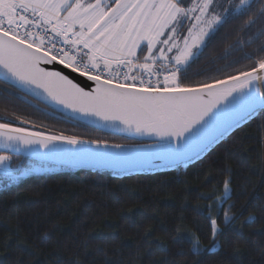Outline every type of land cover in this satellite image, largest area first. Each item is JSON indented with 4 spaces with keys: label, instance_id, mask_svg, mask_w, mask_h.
<instances>
[{
    "label": "snow or ice",
    "instance_id": "obj_1",
    "mask_svg": "<svg viewBox=\"0 0 264 264\" xmlns=\"http://www.w3.org/2000/svg\"><path fill=\"white\" fill-rule=\"evenodd\" d=\"M228 25L231 50L241 55L193 79L192 65ZM0 100L150 141L110 144L42 131L13 110L0 116V188L65 168L111 169L119 178L208 162L215 175L202 183L217 187L198 197L209 201L196 209L203 226L177 235L193 257L228 245L240 264L239 248L226 238L242 212L229 203L238 154L214 153L253 121L264 132V0H0Z\"/></svg>",
    "mask_w": 264,
    "mask_h": 264
},
{
    "label": "trees",
    "instance_id": "obj_2",
    "mask_svg": "<svg viewBox=\"0 0 264 264\" xmlns=\"http://www.w3.org/2000/svg\"><path fill=\"white\" fill-rule=\"evenodd\" d=\"M235 39L233 25L222 29L192 65V78L202 79L195 73L213 62L219 67L237 59L241 53L230 47ZM226 50L231 51L228 61L221 59ZM13 110L42 131L136 144L0 100V116H11ZM259 122L241 128L214 153L227 148L238 154L231 162L234 195L229 203L236 205L232 213L242 212L226 229V238L239 248L240 264H264V132ZM215 171L205 162L119 178L68 168L31 176L0 192V264H194L197 259L200 264H237L228 245L220 253L193 257L177 235V229L193 234L203 226L196 209L209 201L198 197L217 187V181L202 183ZM250 215L254 221L244 223Z\"/></svg>",
    "mask_w": 264,
    "mask_h": 264
},
{
    "label": "water",
    "instance_id": "obj_3",
    "mask_svg": "<svg viewBox=\"0 0 264 264\" xmlns=\"http://www.w3.org/2000/svg\"><path fill=\"white\" fill-rule=\"evenodd\" d=\"M102 133H105L107 135H110V136H113V137H116V138H120V139L129 141V142H134L136 144H143V143L150 142L148 140H142L140 138H130V137H128V134H126V133H116V134L106 133V132H102ZM68 169H72V170H75V171H91V172H94V173H96V172H104V173L112 174L111 169H101V170H98V171L97 170L87 169V168H68ZM167 170H170V169H165V170H162V171H167ZM129 175H137V174H136L135 170H130L127 175H122V176H129Z\"/></svg>",
    "mask_w": 264,
    "mask_h": 264
},
{
    "label": "rangeland",
    "instance_id": "obj_4",
    "mask_svg": "<svg viewBox=\"0 0 264 264\" xmlns=\"http://www.w3.org/2000/svg\"><path fill=\"white\" fill-rule=\"evenodd\" d=\"M57 171H58V170H57ZM57 171H55V172H57ZM50 173H54V172H50ZM42 174H49V173H42ZM3 190H5V189L0 188V192L3 191Z\"/></svg>",
    "mask_w": 264,
    "mask_h": 264
},
{
    "label": "bare ground",
    "instance_id": "obj_5",
    "mask_svg": "<svg viewBox=\"0 0 264 264\" xmlns=\"http://www.w3.org/2000/svg\"><path fill=\"white\" fill-rule=\"evenodd\" d=\"M70 170H72V169H70ZM75 171V170H74Z\"/></svg>",
    "mask_w": 264,
    "mask_h": 264
}]
</instances>
